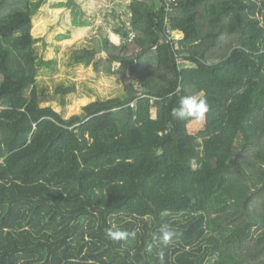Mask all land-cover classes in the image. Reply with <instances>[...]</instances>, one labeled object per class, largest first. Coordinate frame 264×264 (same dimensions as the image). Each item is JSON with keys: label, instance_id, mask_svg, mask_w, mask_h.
I'll list each match as a JSON object with an SVG mask.
<instances>
[{"label": "trees", "instance_id": "obj_1", "mask_svg": "<svg viewBox=\"0 0 264 264\" xmlns=\"http://www.w3.org/2000/svg\"><path fill=\"white\" fill-rule=\"evenodd\" d=\"M45 2L0 0V264H264V0H132L121 45L95 37L69 62L122 92L69 121L54 103L76 88L40 84ZM57 6L73 14L59 39L93 25ZM199 92L192 135L171 111ZM165 224L178 235L153 241Z\"/></svg>", "mask_w": 264, "mask_h": 264}, {"label": "rangeland", "instance_id": "obj_2", "mask_svg": "<svg viewBox=\"0 0 264 264\" xmlns=\"http://www.w3.org/2000/svg\"><path fill=\"white\" fill-rule=\"evenodd\" d=\"M68 1L70 0H46L34 21L33 29V34L39 38L36 45L38 54L44 60L40 77L41 86H45L50 94L55 93L61 86L73 87L77 90L75 93L68 94L65 106L54 103V108L62 114L64 121L77 116L82 107L95 99V96L90 100L85 98L91 87L104 98L122 92L123 86L119 83L117 76L99 75L93 72L91 67H72L69 62L74 51L86 44H91L95 37L110 34L112 23L116 22L114 14L128 12L127 6L132 2V0H73L90 17L93 25L77 29L70 34L69 39L62 40L59 39L61 35L69 34L68 26L73 20V14L67 7L57 5ZM115 67L118 68L119 65ZM222 108L225 111L231 110L228 104L223 105ZM152 113L155 118L156 110L154 109ZM204 129V126L199 123H192L189 126L192 135L203 132Z\"/></svg>", "mask_w": 264, "mask_h": 264}, {"label": "clouds", "instance_id": "obj_3", "mask_svg": "<svg viewBox=\"0 0 264 264\" xmlns=\"http://www.w3.org/2000/svg\"><path fill=\"white\" fill-rule=\"evenodd\" d=\"M130 15V14H129ZM209 111V104L203 92L196 94L185 95L179 100V105L172 109L171 115L173 118L185 121L189 123H202L205 119L206 113ZM166 215L167 213H163ZM106 235L113 241H125L129 238L130 235L134 236V233H129L122 228L113 225L110 228H107ZM177 231L172 228L170 225L165 224L160 228V234H153V241H162L164 244H167L172 240L173 237L177 236ZM153 245L149 243L147 249L151 251ZM161 260L163 256L161 255ZM75 264V262H73ZM88 264H93L92 261H89Z\"/></svg>", "mask_w": 264, "mask_h": 264}, {"label": "crops", "instance_id": "obj_4", "mask_svg": "<svg viewBox=\"0 0 264 264\" xmlns=\"http://www.w3.org/2000/svg\"><path fill=\"white\" fill-rule=\"evenodd\" d=\"M127 8H128V6H127ZM127 13V16H126V14L125 13H120L121 15H122V20L124 21H127L128 19H129V16H128V14H129V11L128 12H126ZM120 14H114V15H120ZM94 18H95V16H93ZM114 18H116V17H114ZM116 22H113L112 24V31H111V33L110 34H107V35H104L105 37H109L110 38V41L112 42V43H114L115 45H121V43H122V38H121V36H119V35H117L116 33H115V27L117 26V21H118V18H116V20H115ZM120 23H121V21H120ZM89 27H91V26H89ZM88 28V27H87ZM114 36H116V37H118V42L117 41H115V39H114ZM180 38L179 39H181V40H183V36L182 35H180L179 36ZM104 57H107V55L105 54V53H103V54H101V55H99L98 56V58H104ZM116 65H119V64H115V66ZM120 66V65H119ZM85 68V67H84ZM91 70L94 72V70H93V68L91 67ZM99 75H101V74H99ZM113 76H115V75H113ZM111 77V76H110ZM76 92H77V90H76ZM94 93H95V95H94ZM87 94H88V96H86L85 98L87 99V100H90L91 98H93V96H95V99L94 100H97V99H99V98H104V96L103 97H101L100 95H99V93L97 92V90L96 89H93L92 87H91V89H90V91H88L87 92ZM92 96V97H91ZM111 96H114V95H110V96H107V97H111ZM93 100V101H94ZM92 101V102H93ZM91 103V102H90ZM89 104V103H88ZM88 104H86V105H88ZM229 106H230V108L232 107V105L231 104H228Z\"/></svg>", "mask_w": 264, "mask_h": 264}, {"label": "built area", "instance_id": "obj_5", "mask_svg": "<svg viewBox=\"0 0 264 264\" xmlns=\"http://www.w3.org/2000/svg\"><path fill=\"white\" fill-rule=\"evenodd\" d=\"M166 2H167V4H168V10H170V7L172 6V4H174V3H176V0H166ZM168 35H172V31L171 30H169L168 31ZM173 36H174V34H173ZM173 38V37H172ZM171 38V39H172ZM170 39V40H171ZM181 39H179V37L178 36H175V41H176V43L177 44H175V48L176 49H178L179 48V45H178V42L180 41Z\"/></svg>", "mask_w": 264, "mask_h": 264}, {"label": "bare ground", "instance_id": "obj_6", "mask_svg": "<svg viewBox=\"0 0 264 264\" xmlns=\"http://www.w3.org/2000/svg\"><path fill=\"white\" fill-rule=\"evenodd\" d=\"M180 38V37H179Z\"/></svg>", "mask_w": 264, "mask_h": 264}]
</instances>
